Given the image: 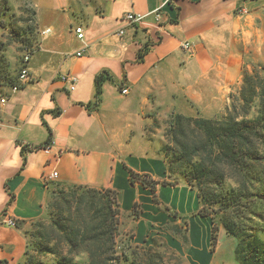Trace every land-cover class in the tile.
I'll return each mask as SVG.
<instances>
[{"label":"crops","instance_id":"obj_1","mask_svg":"<svg viewBox=\"0 0 264 264\" xmlns=\"http://www.w3.org/2000/svg\"><path fill=\"white\" fill-rule=\"evenodd\" d=\"M36 2L38 26L50 32L41 35L31 54L29 81L15 93L10 88L0 95L8 98L0 110V264L23 260V231L44 217L55 186L119 192L122 214L130 215L137 205L133 241L148 249L167 235L163 226L178 231L184 224L187 264H210L215 253L210 237L199 238L196 231L210 234L211 224L197 214L195 189L182 181L160 186L155 205L149 190L131 184L127 169L172 181L161 152L171 118L198 112L213 117L221 110L247 53L264 44V0ZM159 7L155 22L149 13ZM131 12L146 17L125 25L121 19ZM76 28L82 29V40ZM142 48L147 53L137 62ZM101 72L113 82L103 84L95 106L94 79ZM61 74L76 79L73 90ZM162 239L181 254V241Z\"/></svg>","mask_w":264,"mask_h":264},{"label":"trees","instance_id":"obj_2","mask_svg":"<svg viewBox=\"0 0 264 264\" xmlns=\"http://www.w3.org/2000/svg\"><path fill=\"white\" fill-rule=\"evenodd\" d=\"M32 40L26 36L20 39L25 50L34 51L29 48ZM146 53V48L140 49L137 62ZM6 68L1 59L0 90L18 84L17 74L9 73ZM263 70L259 74H244L239 102L222 119L180 114L171 118L167 142L162 143L161 152L172 181L155 180L127 169L131 184L138 183L149 190L155 205L160 204L157 198L160 186L182 181L195 189L200 205L197 214L211 224L210 251H214L221 227L236 240L234 253L238 264H264V248L258 239V233L264 234ZM105 82H113L107 72L94 79L92 104L95 106L100 102ZM85 107L89 109L90 104ZM49 143L50 137L45 146ZM50 192L53 194L52 202H47V217L52 231L35 229L25 233L27 249L24 260L18 264H146L130 249V241L125 249L118 251L117 226L122 215L119 192L86 186H55ZM136 208L135 204L132 210L135 217ZM163 209L168 212L166 207ZM33 222L40 226L39 221ZM30 248L55 258L49 262L40 260L28 251ZM82 256L84 259L80 261L78 258Z\"/></svg>","mask_w":264,"mask_h":264},{"label":"rangeland","instance_id":"obj_3","mask_svg":"<svg viewBox=\"0 0 264 264\" xmlns=\"http://www.w3.org/2000/svg\"><path fill=\"white\" fill-rule=\"evenodd\" d=\"M36 4V0H0V43L2 44V50L0 51V60L4 59V62L7 65L6 70L9 73L13 72L14 74H17V77L21 69L22 57L27 50H25V43L20 42V39H22L24 36H26V38L29 37L30 39H33L31 42L32 46L29 48L36 50L39 47L40 39L42 37V29L38 26L36 19ZM247 54V58L244 60V64L239 74L238 84L235 85L231 91L225 94L223 101H221L220 103L223 105L221 110L213 117H207L204 116L203 113L200 114L198 112L197 114L195 113L192 118L202 117L207 119L219 120L226 115L227 111L230 110L234 104L237 105V103L239 102V91L242 86L244 74L254 75L262 73V68L264 67V44L262 45L261 43H256L253 49L249 50V53ZM10 88L11 87L2 88L0 90V95H3V90H7ZM250 113L251 115H253V112ZM165 140L167 142V138ZM52 194L53 192H49L47 198L48 203L52 202ZM47 202L45 204L44 217L40 220H37L40 222V226H38L36 222H32L27 226V229L23 231L26 241V235L30 234L35 229H39L40 231H52L49 228V220L47 217V212L49 211V209L47 208ZM136 211L137 215V208ZM134 218L135 216L132 214V212L130 215L122 214L119 216V222L117 226L118 232L116 236V245L118 247V251H120V249H125L127 243L130 241V249L136 251L142 263L144 261L146 264H150L153 262L157 264H187L186 259H184V255L188 247V244L185 240V236L187 235V228L184 224H180L179 226H177L178 231L173 230V228L167 225L162 227L163 230H165L164 232L167 234L162 238L173 237L182 242V251L179 255L176 253V251L167 246V239L163 240L161 237L155 238V242L153 244L151 243L152 247L149 249L146 248L148 247L147 244H135L136 242L133 241L132 224V219ZM197 230L198 231L196 232L198 233L199 238L203 234L207 235V237H210L208 231H201L200 228H198ZM258 239L261 242V246L264 248V234L258 233ZM235 243L236 240L232 237L227 236L224 233L223 229L220 227L217 233V244L214 248L215 253L214 251L211 252L214 254L210 264H238L234 253ZM198 244L201 246V241H199ZM28 251H30V253L36 258L46 262H49L55 258L54 255L43 256L41 255V253L33 251L32 248L28 249ZM78 259L80 261H83L84 256ZM22 261L18 263H21Z\"/></svg>","mask_w":264,"mask_h":264},{"label":"built area","instance_id":"obj_4","mask_svg":"<svg viewBox=\"0 0 264 264\" xmlns=\"http://www.w3.org/2000/svg\"><path fill=\"white\" fill-rule=\"evenodd\" d=\"M160 8H157L156 10L152 11L151 13H149V15H152L154 17V20L155 22H158L160 20ZM146 17V15H139V14H135V13H127L122 19L121 21L125 24V25H137L139 23H141L143 21V19ZM50 30L49 29H46L44 31L41 32V35H45L47 33H49ZM75 33H76V36L79 40H82L83 39V33H82V29L81 28H76L75 29ZM118 34L119 35H123L124 34V31L122 29H120L118 31ZM189 44L188 43H184L182 45V48L183 49H188L189 48ZM31 54L32 52L29 51V50H26L23 57H22V65H21V69L19 71V74H18V77H17V81H18V84L11 87V92L12 93H15L17 92L20 88H21V85H23L24 83L28 82L29 81V71H28V68H27V64L30 60V57H31ZM77 56H80L81 53H77L76 54ZM59 79L62 81V82H67L71 85V90L74 89L75 87V83H76V79L74 77H70L69 75L67 74H61L59 76ZM121 93L123 95H126L128 93V89L127 88H124L121 90ZM7 96H0V110L5 106V104L7 103ZM1 124V122H0ZM47 149V147H46ZM51 177L55 178L57 177V173L54 172L52 173ZM6 224L9 226V227H13L15 225L14 221L12 220H7L6 221Z\"/></svg>","mask_w":264,"mask_h":264}]
</instances>
